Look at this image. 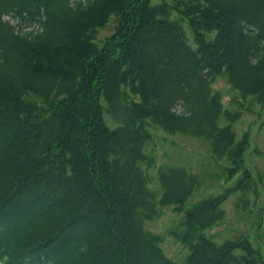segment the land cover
Returning a JSON list of instances; mask_svg holds the SVG:
<instances>
[{"label":"trees","instance_id":"trees-1","mask_svg":"<svg viewBox=\"0 0 264 264\" xmlns=\"http://www.w3.org/2000/svg\"><path fill=\"white\" fill-rule=\"evenodd\" d=\"M219 76L264 106V0H0V264H179L144 228L168 206L182 264H261L247 239L205 235L225 193L185 207L199 181L180 166L157 170L159 194L147 185L156 127L206 140L248 178V136L235 139Z\"/></svg>","mask_w":264,"mask_h":264},{"label":"rangeland","instance_id":"rangeland-1","mask_svg":"<svg viewBox=\"0 0 264 264\" xmlns=\"http://www.w3.org/2000/svg\"><path fill=\"white\" fill-rule=\"evenodd\" d=\"M148 1L150 5H154L161 2L170 3L173 0ZM3 18L15 26L24 24V21L13 14L4 15ZM170 18L178 21L187 43L194 47L186 18L176 11H172ZM115 25L116 19L111 18L105 27L98 30L96 38L99 44L104 43L106 38L114 33ZM33 27H36L35 23L26 26L25 29L29 30ZM212 88L219 93L223 110L228 111L229 114H237L236 120L230 124L235 139L238 140L244 134L248 136L249 145L243 163V173L248 171V178L239 180L242 172L231 175L224 158H212L206 140L183 134L170 135L156 127L151 129L152 138L144 148L145 153L152 160L150 166L145 169L147 185L150 190L159 194L157 170L180 166L199 181V186L192 192L185 207L201 199L225 193L220 204L223 218L217 224L205 229V235L217 243L226 239L245 238L259 251L261 264H264V106L257 103L253 96H240L222 76L213 80ZM26 99L37 104L44 103L32 93H28ZM174 110L179 112L180 107L177 105ZM105 120L108 124L111 123L107 115ZM218 123L225 125L228 122L224 116H221ZM158 211V216L144 222V228L162 235L163 239L159 246L163 253L182 264L187 249L166 233L178 216L170 206L160 207Z\"/></svg>","mask_w":264,"mask_h":264}]
</instances>
